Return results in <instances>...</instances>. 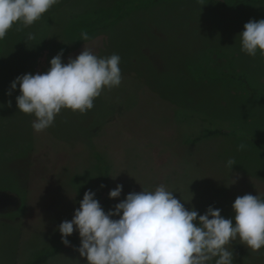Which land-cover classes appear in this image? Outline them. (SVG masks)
<instances>
[{
    "label": "rangeland",
    "instance_id": "1",
    "mask_svg": "<svg viewBox=\"0 0 264 264\" xmlns=\"http://www.w3.org/2000/svg\"><path fill=\"white\" fill-rule=\"evenodd\" d=\"M250 19H264V1L59 0L33 25H14L0 40V264H31L55 248L61 252L46 264H87L74 247L78 231L65 246L58 226L88 190L106 213L130 192L170 190L174 179V191L196 211L204 196L207 208L231 215L237 196L264 199V57L243 53L239 37ZM85 46L99 57L118 54L122 82L86 114L56 116L49 128L60 127L64 145L33 130L35 117L18 110L19 85L11 83L46 72L61 50L67 63ZM127 114H137L129 128L119 118ZM106 121L119 144L102 143ZM216 130L226 134L206 135ZM180 144L191 151L174 152ZM118 184L121 196L109 198ZM226 247L233 264H264V251L239 238Z\"/></svg>",
    "mask_w": 264,
    "mask_h": 264
},
{
    "label": "clouds",
    "instance_id": "2",
    "mask_svg": "<svg viewBox=\"0 0 264 264\" xmlns=\"http://www.w3.org/2000/svg\"><path fill=\"white\" fill-rule=\"evenodd\" d=\"M58 2L0 0V40L14 25L17 31L33 25ZM243 27L241 51L264 57V19H250ZM81 38L89 40L88 33L82 31ZM28 39H35L34 34H28ZM62 55L63 50L50 60L46 72L27 73L11 83L12 90L19 85L18 110L35 117L31 127L37 133L52 126L64 109L86 114L105 89L122 82L118 54L99 57L85 46L67 63ZM244 147L241 144L238 150ZM233 165L235 160L230 158L226 166ZM122 188L118 184L110 190L109 198L120 197ZM94 196L92 190L86 191L73 218L58 226L65 246L78 231L80 246L75 250L87 264H233V251L226 246L237 238L252 251L264 247V199L259 195L237 196L232 204L234 219L224 218L220 209L211 206L199 215L163 184L155 190L130 192L107 213Z\"/></svg>",
    "mask_w": 264,
    "mask_h": 264
},
{
    "label": "crops",
    "instance_id": "3",
    "mask_svg": "<svg viewBox=\"0 0 264 264\" xmlns=\"http://www.w3.org/2000/svg\"><path fill=\"white\" fill-rule=\"evenodd\" d=\"M158 103H161V102H157V99H156V104H158ZM143 107H145L144 102L142 104V108ZM119 118H120V121H126L127 127L129 128L130 125H131V123H129V121H133L134 122L135 120H137V114H131V115L127 114L125 116L124 115H122V116L119 115ZM105 120H111V119L105 118ZM103 127L105 128V136L104 137L102 136V138H101V140L103 141L102 142L103 144H105V145H113V144L117 145L123 140L122 139L120 142L118 141L117 133H114V129H113L111 124L107 126V121H106V124L103 125ZM59 131H60V127L54 126L52 128H47L45 131L40 132V136H42L44 138L57 139L58 141H60L59 143L65 145L68 141L66 140V138L63 135L62 136L59 135ZM178 146L179 147H177V148L175 147L174 148V152H177L178 148H181V150L184 151V152L191 151V148L186 146V145L180 144ZM201 181H203V179H201ZM206 181L207 182H203V183L208 184V180H206ZM176 185H177V180L174 179L173 182H171V184H170V191L174 192V196L177 199H181L180 192L174 191V188H175ZM201 187L203 188V184H201ZM204 190H203V192H204ZM203 201H204V208H207V206H208L207 196L206 197L204 196V200ZM181 202L184 203L182 200H181ZM202 202H201V204H202ZM192 206H194L192 202L191 203H188V202L185 203V207L188 208L189 210L192 208ZM203 209H199L197 212H199V211L202 212Z\"/></svg>",
    "mask_w": 264,
    "mask_h": 264
},
{
    "label": "trees",
    "instance_id": "4",
    "mask_svg": "<svg viewBox=\"0 0 264 264\" xmlns=\"http://www.w3.org/2000/svg\"><path fill=\"white\" fill-rule=\"evenodd\" d=\"M155 2L156 1H158V0H154ZM262 1H264V0H262ZM127 13H125L124 15H126ZM120 18L121 17H123V16H119ZM102 28H104L103 27V25L101 26ZM99 28V27H98ZM97 27H93L92 28V30H91V33L93 32V31H95V30H97L98 29ZM241 82H243L244 84H246L247 85V81H246V78L244 77V76H242V75H237L236 76ZM249 91V90H248ZM215 134H220V135H225L226 133L225 132H223V131H221V130H216V131H212V132H209V133H207L206 135L208 136H211V135H215ZM101 165H102V167H103V169H104V181H105V183H108V180H109V176H108V165H106L104 162H102L101 163ZM102 206V205H101ZM221 215L224 217V218H226V219H228V218H232V219H234V215H231V214H229V213H225V212H221ZM80 246V244H75L74 245V247L75 248H78ZM263 251H264V247H262L261 248ZM61 252V250L60 249H58V248H55L53 251H50V252H45V253H43V254H41V255H39V256H37L35 259H33V261L31 262V264H46L47 263V261L51 258V257H53V256H55V255H57V254H59Z\"/></svg>",
    "mask_w": 264,
    "mask_h": 264
}]
</instances>
